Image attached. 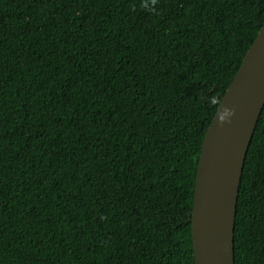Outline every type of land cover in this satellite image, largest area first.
<instances>
[{"label": "trees", "instance_id": "trees-1", "mask_svg": "<svg viewBox=\"0 0 264 264\" xmlns=\"http://www.w3.org/2000/svg\"><path fill=\"white\" fill-rule=\"evenodd\" d=\"M264 0H0V264H195L205 132ZM234 264H264V107Z\"/></svg>", "mask_w": 264, "mask_h": 264}, {"label": "water", "instance_id": "water-1", "mask_svg": "<svg viewBox=\"0 0 264 264\" xmlns=\"http://www.w3.org/2000/svg\"><path fill=\"white\" fill-rule=\"evenodd\" d=\"M263 107L264 24L205 132L191 212L195 264H234V220L242 168Z\"/></svg>", "mask_w": 264, "mask_h": 264}]
</instances>
